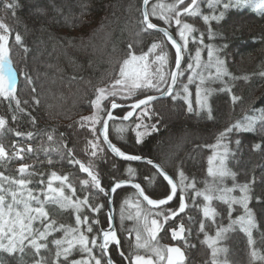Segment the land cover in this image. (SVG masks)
I'll list each match as a JSON object with an SVG mask.
<instances>
[{"label":"trees","instance_id":"1","mask_svg":"<svg viewBox=\"0 0 264 264\" xmlns=\"http://www.w3.org/2000/svg\"><path fill=\"white\" fill-rule=\"evenodd\" d=\"M157 2L158 0L154 3ZM162 2L169 3L171 0H162ZM18 5L15 17L11 13L5 15L0 8V19L12 29V35L9 37L10 56L13 61V70L17 74V96L25 112L14 113L15 103L13 102L9 107V102L0 98V116L8 120L6 129L0 133V143H3L9 152L12 151L13 142L24 146L30 144L34 151L25 153L23 161L11 160L8 163L0 161V171L15 175V169L21 163H27L34 165L38 173H44L45 180L52 171L59 175H68L70 182L76 187L78 197L83 198L89 195L93 204L104 205L98 214L87 212L85 209L90 217L95 216L100 220V225L95 227H108L106 196L98 193L94 188L83 189L80 184V180L90 179L87 174L79 170V165L68 162L66 150L48 154L41 150V146L49 147L46 133L51 132L56 141L52 147L62 142L74 150L77 159L85 164L92 162L93 170L98 174L101 185L106 191L116 181L130 180L140 183L150 198H164L170 192V188L159 176H156L152 182L145 178L155 173L150 166L119 161L108 152L103 143L100 147L104 151L98 153L97 157L86 154L87 141L93 139V136L87 124L84 127L80 124L81 117L90 116L94 112L90 101L95 98V88L103 86L113 78V69L118 70L119 62L125 58L129 43L139 55L146 52L151 43L163 40L165 50L169 54V67L174 66L175 51L160 33L149 31L137 35L140 29L138 21L141 19L142 0H18ZM201 9L205 14L210 11L204 4H201ZM151 19L154 23L168 28L179 40L174 24L170 27L159 19ZM182 20L193 24L197 29L193 35L199 37L203 34L206 44L216 46L227 44L220 55L226 58L229 72L235 77H249L248 80L225 78L232 86L233 92L242 96L243 100L233 110L229 94L218 91L223 85L220 82H206L205 87L217 89L210 97L214 119L208 120L204 113L200 116H197L195 112L189 113L184 100L170 98L152 104L151 120L142 118L145 123H155L158 131L143 137L140 143L136 142V124L141 119L139 111L129 121L111 122L110 139L126 154L140 155L162 163L177 182L179 181L178 171L182 169L189 178L195 177L197 187L202 188L203 182L211 179L207 176V168L212 148H206L204 145L215 144L219 132L240 119L248 110H264V77L259 75L261 71H264V15L249 8L231 9L219 25L212 22L218 33L216 39H208L207 26L201 18L185 16ZM16 32L22 36L27 52L23 50V47L15 44ZM199 46L198 43L194 44L190 40L188 52L184 53V65ZM202 58L207 60L206 50L202 52ZM151 59H154V56ZM25 75L31 78L33 82L31 85L26 82ZM187 75L188 73H185V76L180 78L177 91L181 83L187 82ZM32 87L36 89L34 93L31 91ZM190 88L195 94L196 83L191 84ZM156 94L160 93L154 90H142L124 102H133L143 98L144 95ZM37 99L40 101L38 105L35 103ZM192 99L195 109V97ZM25 100L28 101L27 104L23 103ZM108 104L109 101L106 100L104 105ZM126 111V109L119 110L115 115L122 117ZM14 114L17 116L16 121L11 119ZM100 115L103 116L104 113ZM32 117L35 118V124L31 122ZM121 125L125 126L126 130L118 133L116 129ZM96 127L99 129L100 125ZM16 131L32 132L34 135L31 140H28L17 137ZM186 134L192 137L189 142L180 143V147L190 151L185 154L176 152L179 155L175 156L171 146L177 139L182 142L181 137ZM236 139L241 141L239 146L235 144ZM257 143L264 148V132L233 134L229 147L235 154L229 158L228 165L237 174V180L240 182L248 180L253 175L256 177L254 197H260L261 202L256 203L254 199L250 207L254 209L261 226L259 231H254L255 246L264 253V150H254L253 145ZM48 158L53 160L52 165L47 163ZM129 167L135 169L134 177H129L127 172ZM33 179L36 180L38 177ZM227 184L231 186V180H228ZM58 185L59 182H54V186ZM32 187L36 185L33 184ZM66 192L70 194L67 189ZM126 199L135 203L140 198L129 187L122 188L115 195L116 230L121 241V250L127 255L133 250L135 233L133 232L132 239H129L126 229L137 227V223L135 220L125 219L123 229L121 228V206ZM186 199L189 205L186 212L164 226V231L158 236L159 243L165 246L181 247L187 257L185 264H210V250L202 243L204 234L199 232V221L203 218L202 212L193 206L191 191L188 192ZM197 203L202 204V198H197ZM177 204L178 199L172 205L162 209H174ZM213 206L224 217L223 223L226 225L228 223L226 206L218 201H214ZM141 209L149 208L141 201ZM49 210L60 222L75 225L74 213L71 210L61 212L55 207H50ZM135 211L134 207L125 206V215L129 213L134 215ZM181 219L186 228L191 229L190 233L185 234L186 240L189 245H195V247H186L185 241L173 242L171 239L168 229L175 226ZM217 219L219 220L220 217ZM206 230L209 235L215 233L214 227ZM61 235V233L55 234L57 238ZM49 239L51 240L52 237ZM221 245L228 248L226 254L228 264H261L259 261L250 260L247 237L238 229L228 233ZM49 247L51 248V245ZM53 254L54 250L41 253L42 256L47 257V264H51ZM97 254L99 255L98 250ZM111 256L116 264H126L115 245L111 246ZM71 258H80V253L74 252ZM224 258L225 254H222L220 259ZM33 259V253L28 250L22 264H31ZM0 264H21V261L18 256L0 253Z\"/></svg>","mask_w":264,"mask_h":264},{"label":"snow or ice","instance_id":"2","mask_svg":"<svg viewBox=\"0 0 264 264\" xmlns=\"http://www.w3.org/2000/svg\"><path fill=\"white\" fill-rule=\"evenodd\" d=\"M201 4L210 10L208 14L202 11ZM149 5L150 0H142L141 19L138 21L140 29L137 35L147 33L149 30L162 33L167 43L175 50L174 66L169 67V54L165 50L163 40L151 43L147 51L139 55L133 50V45L129 43L128 51L125 58L119 62L118 70L113 69V78L103 86L95 88V98L90 101L94 109L93 115L81 117L80 124L81 127L87 124L93 136V139L87 141L86 154L97 157L98 153L104 151L100 147V144L103 143L117 157L126 161H142L151 166L155 173L145 178L152 182L156 176L161 177L163 181L167 182L170 192L164 198L153 199L145 193V189L140 183L131 184L136 189L138 196L150 207L147 210H142L140 200L132 203L126 199L123 202L120 217L121 228L123 229L125 219L135 220L137 223V227L126 229L129 239H132V234L135 233L133 250L126 255L121 250V241L113 227L112 216L108 217V227L105 229L95 227L100 225V220L95 216L90 217L85 212L87 209V212L98 214L104 208L103 204H93L89 195H85L83 198L78 197L76 187L70 182L68 175H59L52 171L45 180V174L38 173L34 165L21 163L15 169V175L0 171V253L13 257L18 256L21 264L28 250H31L34 256L31 264H47V257L42 256L41 253L53 250L51 264H114L109 248L110 245H115L126 264H185L187 257L182 248L160 245L158 236L160 232L164 231V226L170 220H176L181 213H185L189 206L186 197L191 190L192 204L202 212L203 218L199 221V232L204 234L202 243L210 250V264H228L226 258L228 248L221 246V242L227 238L228 233L237 229L247 237L250 260L264 264V253L256 248L254 238V231H259L261 226L257 221L254 209L250 207L254 199L256 203L261 202L260 197H254L256 177L253 175L248 180L240 182L237 180V174L228 165L229 158L235 154L229 147L233 134L264 132V110H248L240 119L219 132L215 144L204 145L206 148H212L213 154L208 158L207 168V176L211 179H206L202 188L197 187L195 177L189 178L182 169L178 171L179 181L177 182L162 163L140 155L126 154L111 142L108 131L109 121L117 119L127 121L137 109L140 110L139 118L141 119L136 124V142L140 143L143 137L158 131L155 123L148 124L142 119L144 117L148 120L152 119V101L158 98L155 95H144L143 98L136 99L130 105L131 111L122 117L114 115V110L122 106L119 103L120 100H129L142 90H154L163 96L182 99L187 105V112H195L197 116L204 113L208 120H212L214 116L210 97L217 89L204 85L206 82H220L223 87L218 91L229 94L233 110H235V106L243 100V97L233 92L232 86L225 78L248 80L249 77H235L229 72L226 58L220 55L227 47L226 43L222 46L206 44L204 35L201 34L199 37L193 35L197 29L193 24L182 20V17L201 18L204 25L207 26L208 39H216L218 33L212 22L219 25L229 10L234 8L251 7L254 11L264 15V0H171L169 3L158 0L157 3L151 5V8ZM18 6V0H0V8L5 12V15L11 13L15 17ZM37 11L42 10L37 9ZM150 17L159 19L170 27L174 24L179 41L174 38L168 28H163L152 22ZM10 35H12V29L0 19V98L8 101L9 107L13 102L15 103L14 113L17 111L24 113L21 100L17 96V74L13 70V61L10 56ZM14 39L16 45L23 47L25 52L28 51L23 45V38L19 32L15 33ZM190 40L200 46L195 49L194 55L189 56V61L184 65L182 64L185 60L184 53L188 52ZM204 50L207 52L206 61L202 58ZM153 56L154 59H151ZM185 73H188L187 83H181L177 91L180 78L184 77ZM259 75L264 77V71H261ZM25 79L29 85L33 83L27 75H25ZM193 83H196L195 109L191 98L192 92L188 87ZM31 91L34 93L35 87H32ZM105 100L109 101L108 105L103 104ZM23 103L27 104L28 101L25 100ZM35 103L38 105L40 101L37 99ZM100 113H104V115L101 116ZM11 119L16 121L17 116L14 114ZM31 122L35 124L34 117L31 118ZM7 124L8 120L0 116V133L6 129ZM97 125H100L99 129H97ZM125 130L123 125L116 129L118 133H123ZM15 135L31 140L34 134L16 131ZM46 137L49 147L41 146L42 151L48 154L66 150L68 162L72 165H79V170L90 178L80 180L83 189L94 188L98 193L109 196L110 193H116L117 189L123 185L131 183L130 180L116 181L106 191L101 185L98 174L93 170L91 161L85 164L77 159L74 150L62 142L56 147H52L53 144H56L53 133H46ZM240 143L239 139L235 140L237 146ZM11 149L12 151L9 152L4 144L0 143V161L5 163L11 160L23 161L25 153L34 151L32 145L24 146L16 142L12 143ZM253 149L264 150L259 143L253 145ZM47 163L52 165L53 160L48 158ZM127 172L129 177H134L135 169L129 167ZM33 177H38V179L34 180ZM228 180H231V186L227 184ZM54 182H59V185L54 186ZM33 184L36 187H32ZM66 189L70 194L66 192ZM197 198H202L203 203L198 204ZM174 199L179 201L178 208H161V206L170 204ZM214 201L226 206L225 212L228 220L226 225L223 223L224 217L213 206ZM108 203L111 204L112 201L109 200ZM125 206L134 207L135 214L125 215ZM50 207H55L61 212L71 210L74 213L75 225L60 222L51 214ZM234 213L238 214L234 216ZM218 217H220L219 220ZM209 227L215 228V235H209L206 230ZM168 230L172 240H182L185 241L186 247H195V245H189L186 240L185 234L190 233L191 229L185 227L182 219L175 227H170ZM56 233L62 235L57 238ZM50 237H52L51 240ZM74 252H79L80 258L70 259ZM222 254H225L223 260L220 259Z\"/></svg>","mask_w":264,"mask_h":264},{"label":"water","instance_id":"3","mask_svg":"<svg viewBox=\"0 0 264 264\" xmlns=\"http://www.w3.org/2000/svg\"><path fill=\"white\" fill-rule=\"evenodd\" d=\"M154 1H156V0H150V5L154 2ZM150 5H149V7H150ZM162 27V26H161ZM163 28H165V27H163ZM170 31V30H169ZM171 32V31H170ZM157 33H159V32H157ZM161 35H162V33H160ZM174 35V34H173ZM174 38L175 39H177L176 37H175V35H174ZM178 40V39H177ZM179 41V40H178ZM184 62V61H183ZM183 62H182V64H183ZM155 96H157L158 98L156 99V100H154V101H152V104L153 103H155V102H157V101H161V100H168V99H170V98H172V97H169V96H163V95H161V94H156ZM121 104V103H120ZM132 104V103H131ZM131 104H121L122 106L120 107V108H118V109H124V108H131L130 107V105ZM118 109H116V110H118ZM116 110H114V112L116 111ZM130 111H131V109H130ZM139 111V109H137L136 110V112L133 114V116L134 115H136L137 114V112ZM129 112V111H128ZM127 114V113H126ZM125 114V115H126ZM132 116V117H133ZM132 117H130L129 118V120L132 118ZM129 120H127V121H129ZM114 121H122L121 119H117V120H114ZM110 122L111 121H109L108 123H109V129H108V131H109V139H110ZM101 140H102V137H101ZM111 140V139H110ZM112 142V141H111ZM114 144V143H113ZM105 147L107 148V145H105ZM108 150V149H107ZM109 151V150H108ZM109 153L113 156V157H115L117 160H119V161H122V162H127V163H133V164H145L144 162H142V161H126V160H124V159H122L121 157H117V156H115L113 153H111V151H109ZM146 158V157H145ZM146 159H148V158H146ZM151 167V166H150ZM120 181H127V180H120ZM132 183H137V182H133V181H131V183H129V184H125V185H123L121 188H119V189H117V191H116V193L119 191V190H121L122 188H125V187H130V188H133L132 186H131V184ZM113 185V184H112ZM111 185V186H112ZM110 189V188H109ZM135 191H136V189L135 188H133ZM116 193H114V194H111L110 193V195L109 196H106V198H107V213H108V217L109 216H112V224H113V227L116 229V209H115V195H116ZM136 193H137V191H136ZM140 199L142 200V198L140 197ZM109 200H111L112 201V203L111 204H109L108 203V201ZM175 200V199H174ZM173 200V201H174ZM143 201V200H142ZM173 201L172 202H170V204H172L173 203ZM145 204H146V202L145 201H143ZM170 204H168V205H170ZM147 205V204H146ZM168 205H164V206H161V208H164V207H166V206H168ZM150 207V206H149ZM183 213H181L180 215H182ZM107 228V227H106ZM105 228V229H106ZM117 231V230H116ZM118 235V234H117ZM174 241H176V240H174ZM177 241H181V240H177ZM109 253H110V256H111V251H110V248H109ZM111 258H112V256H111ZM106 259V258H105ZM112 260H113V258H112ZM114 261V260H113ZM114 264H115V262H114Z\"/></svg>","mask_w":264,"mask_h":264},{"label":"rangeland","instance_id":"4","mask_svg":"<svg viewBox=\"0 0 264 264\" xmlns=\"http://www.w3.org/2000/svg\"><path fill=\"white\" fill-rule=\"evenodd\" d=\"M243 8H249V9H251V10H254L253 8H251V7H243ZM187 83V82H186ZM186 83H184V84H186ZM191 85V84H190ZM190 85H188V87H189V90L192 92V97H195V94L193 93V91L191 90V88H190ZM134 97V96H133ZM191 97V98H192ZM109 99H111V98H109ZM130 100V99H129ZM193 100V99H192ZM106 101V100H105ZM105 101H103V104H104V102ZM125 100H123V102H120L119 101V103H133V102H135V101H128V102H124ZM110 106V105H109ZM194 107V106H193ZM196 107V106H195ZM119 111V110H118ZM117 112V111H116ZM92 115H93V113H92ZM91 116V115H90ZM190 137H192L191 135H189V134H186V135H182V137H181V140H182V142H179V140L177 139V140H175L174 142H173V146H171V148H172V153L173 154H175V156L176 155H179V153H176V152H180V154H185V153H187V152H189L190 151V149H187V148H184V147H180V143L181 144H183V143H186V141L187 142H189V140H190ZM195 143V142H194ZM179 145V146H178ZM195 149H197V148H195ZM212 154H213V149H212ZM211 154V155H212ZM170 188V187H169ZM189 191H191V190H189ZM234 194H237V193H234ZM179 195V194H178ZM178 203H179V201H178ZM177 207L176 208H178V204L176 205ZM148 207V206H147ZM149 208V207H148ZM176 208H174V209H176ZM184 214V213H183ZM182 214V215H183ZM181 215V216H182ZM179 222H181V221H177L176 222V225L179 223ZM175 225V226H176ZM175 226H173V227H175ZM186 227V226H185ZM170 235H171V233H170ZM214 235H215V233H214ZM173 242H175L174 240H173ZM223 242V241H222ZM221 242V243H222ZM222 246V245H221Z\"/></svg>","mask_w":264,"mask_h":264},{"label":"bare ground","instance_id":"5","mask_svg":"<svg viewBox=\"0 0 264 264\" xmlns=\"http://www.w3.org/2000/svg\"><path fill=\"white\" fill-rule=\"evenodd\" d=\"M150 19H151V17H150ZM152 22H154V21L152 20ZM149 31L156 32V31H154V30H149ZM162 36H163V35H162ZM174 51H175V50H174ZM184 61H185V60H184ZM183 64H184V62H183ZM121 104H126V103H121ZM127 104H131V103H127ZM124 109H126V110H127L126 113H128V111H130L131 108H124ZM124 109H118V110H124ZM118 110H116V111H118ZM116 111L114 112V115H115ZM139 111H140V110H139ZM139 111H138V112H139ZM138 112H137V113H138ZM126 113H125V114H126ZM125 114H124V115H125ZM134 116H135V115H134ZM134 116H133V117H134ZM117 117H119V116H117ZM133 117H132V118H133ZM132 118H131V119H132ZM131 119H130V120H131ZM111 122H114V121H111ZM111 122H110V124H111ZM118 122H126V121H118ZM112 143H113V142H112ZM108 152H109V151H108ZM148 159H149V158H148ZM148 166H149V165H148ZM171 176H172V175H171ZM133 182H135V181H133ZM137 183H138V182H137ZM141 186H142V185H141ZM129 188H130V187H129ZM132 189H133V188H132ZM133 190H134V189H133ZM134 191H135V190H134ZM135 192H136V191H135ZM178 194H179V192H178ZM137 195H138V194H137ZM139 198H140V197H139ZM140 200H141V199H140ZM175 200H176V199H175ZM175 200L173 201V203L175 202ZM141 201H142V200H141ZM142 202H143V201H142ZM143 203H144V202H143ZM173 203H172V204H173ZM144 204H145V203H144ZM172 204H170V205H172ZM145 205H146V204H145ZM146 206H148V205H146ZM168 206H169V205H168ZM148 207H149V206H148ZM166 207H167V206H166ZM180 216H181V215H180ZM180 216H178V217H180ZM178 217H177V218H178ZM177 218H176V219H177ZM181 241H182V240H181ZM175 242H180V241H177V240H176ZM111 246H112V245H110V249H111Z\"/></svg>","mask_w":264,"mask_h":264}]
</instances>
